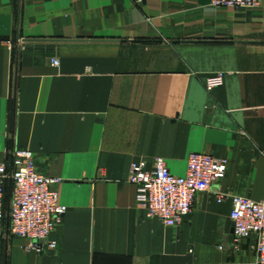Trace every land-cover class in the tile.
Returning a JSON list of instances; mask_svg holds the SVG:
<instances>
[{
	"label": "crops",
	"instance_id": "obj_1",
	"mask_svg": "<svg viewBox=\"0 0 264 264\" xmlns=\"http://www.w3.org/2000/svg\"><path fill=\"white\" fill-rule=\"evenodd\" d=\"M12 149L68 211L41 252L0 238V264H258L230 216L234 196L264 200V0H0V165ZM192 153L225 179L179 226L149 219L131 165L185 176Z\"/></svg>",
	"mask_w": 264,
	"mask_h": 264
},
{
	"label": "built area",
	"instance_id": "obj_2",
	"mask_svg": "<svg viewBox=\"0 0 264 264\" xmlns=\"http://www.w3.org/2000/svg\"><path fill=\"white\" fill-rule=\"evenodd\" d=\"M260 0H211L214 8L255 9ZM59 66L58 60H52ZM221 75L206 78L208 91L223 86ZM228 161L205 153H192L188 159L185 176L172 174L162 158L155 161L154 168L147 170L144 162L131 165L129 182L136 187L137 205L149 219H158L166 227H177L193 212L198 194L210 191L225 179ZM61 179L48 177L36 170L31 151L12 149L9 164L0 165V238H21L27 242V251L41 252L50 235L67 213L61 204L59 193L53 187ZM223 200L225 194H219ZM231 220L238 242L256 237L257 263L264 264V200L234 196ZM51 248H56L50 242Z\"/></svg>",
	"mask_w": 264,
	"mask_h": 264
},
{
	"label": "water",
	"instance_id": "obj_3",
	"mask_svg": "<svg viewBox=\"0 0 264 264\" xmlns=\"http://www.w3.org/2000/svg\"><path fill=\"white\" fill-rule=\"evenodd\" d=\"M188 216H189V215H188ZM188 216H186V217H188ZM186 217H185V218H186ZM185 218H184V219H185ZM183 221H184V220H183ZM232 235H234V229H233V231H232Z\"/></svg>",
	"mask_w": 264,
	"mask_h": 264
}]
</instances>
